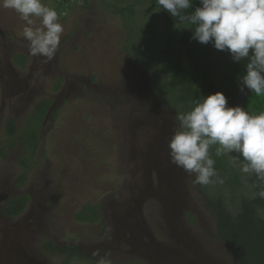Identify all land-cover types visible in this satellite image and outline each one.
<instances>
[{
    "label": "rangeland",
    "instance_id": "rangeland-1",
    "mask_svg": "<svg viewBox=\"0 0 264 264\" xmlns=\"http://www.w3.org/2000/svg\"><path fill=\"white\" fill-rule=\"evenodd\" d=\"M42 2L64 27L50 62L30 55L25 22L0 8V210L13 214L0 215V233L44 225L28 228L20 263L97 264L98 249L111 264H238L206 197L218 185L170 162L187 109L171 72L152 66L188 24L165 25L150 0Z\"/></svg>",
    "mask_w": 264,
    "mask_h": 264
},
{
    "label": "clouds",
    "instance_id": "clouds-1",
    "mask_svg": "<svg viewBox=\"0 0 264 264\" xmlns=\"http://www.w3.org/2000/svg\"><path fill=\"white\" fill-rule=\"evenodd\" d=\"M157 2L171 17L194 26L191 39L227 52L233 62L247 59L239 91L264 95V0H199L191 13L186 10L193 8L192 0ZM0 8L14 10L25 22L20 35L28 42L30 55L52 61L64 32L57 11L42 0H0ZM193 105L177 113L179 127L168 140L170 162L194 175L196 184H223L209 154L210 146L218 145L217 156L234 152L243 158L239 170L255 174L260 181L255 195L264 199V111L253 115L242 106H229L220 91ZM92 255L100 257L97 264H111L108 253L101 256L97 249Z\"/></svg>",
    "mask_w": 264,
    "mask_h": 264
},
{
    "label": "trees",
    "instance_id": "trees-1",
    "mask_svg": "<svg viewBox=\"0 0 264 264\" xmlns=\"http://www.w3.org/2000/svg\"><path fill=\"white\" fill-rule=\"evenodd\" d=\"M192 2L193 8L186 10V13H191L199 6V0ZM149 3L154 9L160 10L165 25L188 24L181 22L178 17H171L157 0H150ZM113 8L114 12L119 14V7ZM127 10L129 11V8ZM193 29L194 26L188 24V28L181 33L177 40L179 49L169 48L170 45H167L166 49L160 45L161 53L159 51L156 53L152 67L164 69L168 71L167 74L171 72V79L166 85L175 87L173 91L184 103L186 111L194 106L193 101L217 91L224 93L229 105L231 97L238 89L237 85L246 72L248 60L233 62L227 52L216 50L211 44H202L191 39ZM176 53H179L177 54L179 65L174 69L172 62ZM244 108L253 115L264 111V95L257 96L254 92L251 93ZM217 147L218 145H212L210 149L215 153L212 157L214 161L216 160L214 168L224 182L216 183L218 191L217 194L212 193L214 197L211 198L202 188L210 201L209 205L216 208L217 238L229 247L238 264H264V199L255 195L258 191L255 185L260 184V181L255 174L248 175L239 170L243 158L238 153L226 154L227 158L224 161L223 156H216ZM230 157H238V161L234 163ZM20 206L25 207V204ZM8 214L13 215L10 212Z\"/></svg>",
    "mask_w": 264,
    "mask_h": 264
},
{
    "label": "flooded vegetation",
    "instance_id": "flooded-vegetation-1",
    "mask_svg": "<svg viewBox=\"0 0 264 264\" xmlns=\"http://www.w3.org/2000/svg\"><path fill=\"white\" fill-rule=\"evenodd\" d=\"M43 136V133H42ZM44 137V136H43ZM36 154L40 158V152H39V147H37ZM40 161V160H39ZM42 171V170H41ZM23 194L29 195L31 199H35L36 196H38L40 193L38 191L32 190L31 192H25ZM22 194V195H23ZM15 195V194H14ZM12 195V196H14ZM21 195V194H20ZM9 196H5L4 194L2 195L0 193V202L3 203L5 200H7ZM20 199V198H19ZM20 201H22L20 199ZM30 204L27 203V205L24 207V210L21 212L20 215L24 213L25 210L28 209V206ZM2 209V208H1ZM0 215L4 217L5 219H12L8 218L9 216L5 215L2 210H0ZM19 215V216H20ZM15 216L13 219L19 217ZM37 221V222H36ZM41 226H44L40 223V218L33 220L29 225L28 228H32L34 233L38 231V228L40 227L42 230H44V227L42 228ZM28 228L23 226L22 228L17 227L16 229L13 230L12 232L9 230L1 231L0 233V264H21L19 260V255H18V250L20 246V242L25 239V235L28 234ZM50 228V227H49ZM8 231V232H7ZM46 231V230H45ZM51 231L48 229V232ZM50 236H52L51 233H48ZM12 241V242H10ZM73 246V245H72ZM14 250V251H13Z\"/></svg>",
    "mask_w": 264,
    "mask_h": 264
},
{
    "label": "water",
    "instance_id": "water-1",
    "mask_svg": "<svg viewBox=\"0 0 264 264\" xmlns=\"http://www.w3.org/2000/svg\"><path fill=\"white\" fill-rule=\"evenodd\" d=\"M250 94H251V91L246 90L245 93H241L238 88L233 94V96L231 97L229 106L239 105V106L245 107L246 100Z\"/></svg>",
    "mask_w": 264,
    "mask_h": 264
}]
</instances>
